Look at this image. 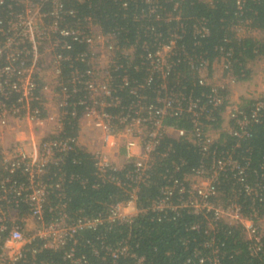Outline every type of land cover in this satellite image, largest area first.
I'll list each match as a JSON object with an SVG mask.
<instances>
[{"label":"built area","instance_id":"obj_1","mask_svg":"<svg viewBox=\"0 0 264 264\" xmlns=\"http://www.w3.org/2000/svg\"><path fill=\"white\" fill-rule=\"evenodd\" d=\"M14 1L0 0V6H6L9 11L6 17L0 16V136L23 124L37 127L44 120L57 122L59 131L42 138L36 146L24 140H16L8 146L0 143V166L11 174L0 179V264H15L24 259L26 246L35 239L43 242L44 250L66 248L64 260L69 264H97L87 255L78 254L77 236L80 233H94L105 226H109L106 227L108 230L117 225L131 226L138 217L149 212L158 215L159 221L166 218L169 212L175 218L183 209L202 216L204 234L211 236L210 241L198 244L209 253L194 248L196 264H219V249L213 237L220 223L228 228H240L252 248L256 252L261 251L264 219H259L255 211L246 216L235 200L223 201L217 189L221 174L233 173L248 196L263 201L264 188L247 184V158H243L242 163L226 153L210 167L203 164L187 176L184 182L188 190L183 181L174 180L173 186L164 188L162 198L149 206L138 204V185L148 183L150 172L157 162V147L164 137L192 142L206 156L216 141L211 135L215 131L204 123V119L214 121L206 106L193 98L187 99L182 94V85L180 90H175L166 83L172 71L182 63L178 59L182 57V51H174L175 42L170 41L154 53L145 51L146 55L140 56L142 66H139L135 51H119L114 37L103 34L91 18L70 24L69 19L75 16V11L67 8L66 3L71 0H16L18 11L13 9ZM241 1H237L238 5ZM75 43L85 45L86 50L75 55L72 52ZM221 61L225 72L229 64L223 58ZM188 63L198 71L201 85H211L213 95L208 98V103L214 108L225 106L221 115V130L237 139L248 137L247 125L251 120L258 121L264 107L263 97L250 99L257 101V108L248 115L243 104L229 100L228 93L238 82L235 77L228 73L219 85H213L203 75L206 63L197 68L190 57ZM144 67L147 78L137 86L131 71L140 72ZM65 70H71L70 74H65ZM47 74L50 80L45 81ZM154 76L161 81L159 92L164 91V96L157 98L156 105L144 104L142 100L146 97L138 93V89L143 92L146 86H153ZM115 78L120 81V89L135 85L130 89L136 97L135 103L123 105L113 88ZM181 82L177 76L176 84ZM220 90L226 92V96L220 95ZM51 101L56 105L57 114H52L47 107ZM185 114L191 116V130L168 125L167 118H181ZM69 118L77 120V135L80 120L92 123L101 131L103 148L91 153L98 174L121 185L122 181L112 175L124 171L126 181L137 186L131 189L127 200L112 205L106 216L71 220L60 213L46 221L48 197L54 189L61 190V186L45 182L44 176L51 164L63 162V156L73 145L79 147L77 136L63 135ZM34 148L35 154L32 153ZM120 151H123L124 163L119 167L112 161V156ZM261 169H264V162ZM18 171L26 177L25 182L20 184L12 181L11 177ZM176 191L181 198L175 203L172 196ZM182 194L189 195L182 200ZM22 203L27 205L30 217L39 225L36 232L30 235L24 233L13 217L20 214ZM129 209H132L131 213ZM199 228V224L191 226L193 231H199ZM128 239L111 243L101 233L94 240H86L85 246L90 248L93 258L108 257L113 264L122 258H131L134 264H150L144 257L132 252ZM189 263L190 260H187Z\"/></svg>","mask_w":264,"mask_h":264},{"label":"trees","instance_id":"obj_2","mask_svg":"<svg viewBox=\"0 0 264 264\" xmlns=\"http://www.w3.org/2000/svg\"><path fill=\"white\" fill-rule=\"evenodd\" d=\"M237 1L71 0L66 3L67 8L75 11V16L69 19L70 24L91 18L103 34L114 37L119 51H135L139 66H142L140 56L146 55L145 51L154 53L159 47L174 41V51H182V57H178L182 63L168 77V87L180 90L182 85V94L187 99L200 101L214 119L210 122L204 119L205 125L211 131L218 132V138L208 156L203 155L196 144L185 139L164 137L161 140L157 147V162L150 172L148 183L138 185V204L141 206H149L153 201L162 198L164 188L173 186L174 180L180 183L183 181L182 184L188 190L184 182L187 176L203 164L210 167L226 153L242 163L243 158H247V184L250 187L259 185L264 188V169H261L264 162V107L258 121L251 120L247 125L248 137L237 139L223 132L221 115L225 106L214 108L208 103V98L213 95L212 87L209 84L201 85L198 71L192 69L188 63L189 57L191 61H197L194 64L197 68L201 63H206L211 75L213 64L223 58L229 64L225 74L230 73L237 81H248L251 78L250 63L264 60V0H243L240 5ZM12 4L13 9L20 10L16 0ZM8 12L6 6H0V16L6 17ZM253 33L260 34V37L255 38ZM73 50L76 55L85 51L86 47L75 43ZM76 66L80 64L76 63ZM70 72L71 70L64 71L67 75ZM177 76L182 80L180 85L176 84ZM131 77L137 82V86L143 84L147 78L145 67L141 68L140 72L131 71ZM154 80V85L146 86L143 92L138 89V93L146 97L142 100L144 104L156 105L157 98L164 96V91L159 92L161 81L156 76ZM119 83V79L115 78L113 88L116 95L122 99L123 105L135 103L136 97L130 92L135 85L120 89ZM219 94L226 96L227 93L220 90ZM256 103L255 100H246L242 107L249 115L257 108ZM167 122L169 126L177 129L192 128L191 116L188 114L181 118H167ZM77 130V120H66L64 137H76ZM63 158L59 165L51 164L44 176L45 182L58 183L61 186V190L54 189L48 197L46 221L59 216L60 213L71 220L79 217L106 216L112 205L127 200L131 189L137 186L126 181L124 171L112 175L122 181L121 185L111 179L102 178L97 172L93 155L78 146L73 145ZM10 175L0 166V179ZM14 175L11 176L12 181L18 184L25 182L26 177L20 171ZM218 181L217 189L223 201L233 199L246 216L255 211L259 219H264V199L260 202L258 197L248 196L233 173L221 174ZM188 195L182 194V200L187 199ZM180 198L176 191L172 201L176 203ZM20 213L28 215L25 203L20 205ZM194 224H199V231L191 230ZM217 226L213 238L219 249V264H264V240L261 251L256 252L240 228H228L221 223ZM8 227L10 229L11 225L8 224ZM106 227L109 226L94 233H80L77 236L78 254L87 255L97 264H113L108 257L93 258L90 248L85 246L86 240H94L101 233L109 242L116 244L129 238L132 252L144 257L150 264H187V260H190L189 264H196L194 248L209 253L198 245L211 240L210 235L204 234L205 222L202 216L192 214L187 209L181 210L175 218L169 212L166 218L159 221L158 215L149 212L138 217L131 226L117 225L111 230ZM42 245L40 239L33 240L26 246L24 259L15 264H69L64 260L66 248L51 251L44 250ZM70 245L71 243L68 247ZM116 264H134V260L122 258Z\"/></svg>","mask_w":264,"mask_h":264},{"label":"crops","instance_id":"obj_3","mask_svg":"<svg viewBox=\"0 0 264 264\" xmlns=\"http://www.w3.org/2000/svg\"><path fill=\"white\" fill-rule=\"evenodd\" d=\"M258 61L259 63L262 62L260 63L261 67L260 68L255 67L252 69L251 71L252 76L248 81L244 82V85L246 84V86L256 89V91L259 92L257 95L261 94V96H263V93H264V60L260 59ZM258 61L254 62V64H256ZM234 88L235 86H233L230 89L229 94L231 96L233 95ZM247 89L242 90L241 94H243ZM257 95H253V97H256ZM250 98L252 97L245 95L243 96L242 99L250 100ZM47 107L51 110L52 114H57V109L53 101H51L47 105ZM25 128L27 129L24 131ZM25 128L19 132L14 131V130H9L3 133L0 136V143L4 146H8L12 142L16 141L17 139V140L29 141V143L36 146L38 145L39 140L42 139L45 135L52 136L53 133H56L57 131H59L57 122L47 121V120H44L41 123H39L37 127L27 124L25 125ZM33 128L35 131H33ZM76 136L78 137L79 147L90 153H94L97 150L99 149L101 150L103 148L101 131H99L96 126H94L92 123L88 121L80 120L79 134ZM28 149L30 151V148ZM32 153L33 154L36 153L35 148L32 150ZM112 159L115 165L119 167L123 165L124 163L123 151H120L117 153L114 152ZM13 217L15 218L16 224L23 228V231L26 235L35 233L39 227L38 223L33 218L30 217L29 213L28 215L25 213H20V214L13 215Z\"/></svg>","mask_w":264,"mask_h":264},{"label":"rangeland","instance_id":"obj_4","mask_svg":"<svg viewBox=\"0 0 264 264\" xmlns=\"http://www.w3.org/2000/svg\"><path fill=\"white\" fill-rule=\"evenodd\" d=\"M252 35V34H251ZM253 36L255 37V38H257V37H260V34H257V33H253ZM256 61H258V60H256ZM256 61H254V62H256ZM192 62H195V61H192ZM254 62H251L250 63V70L252 71V69L253 68H255V67H257V68H260L261 67V64L260 63H262V62H260L259 63V61L256 63V64H254ZM195 63H197V61L195 62ZM203 75L207 78V80L210 82V83H212L213 85H215V84H220L223 80H225L227 77H226V75L227 74H225L224 75V72H223V61H216L214 64H213V66H212V73H211V75H210V73H209V71H208V68L207 69H205L204 70V72H203ZM210 75V76H209ZM252 76V75H251ZM44 80L45 81H48V80H50V75L49 74H47L45 77H44ZM244 82H246V81H238L237 83H236V85H235V88H234V92H233V95L231 96L229 93H228V96H229V100L230 101H232L233 103H241V104H245V101L246 100H243L242 98H243V96H250V97H253V95H257L259 92L258 91H256V89H254V88H250V87H248V86H246V84L244 85ZM248 88V89H247ZM244 89H247L243 94H241L242 93V90H244ZM230 92V91H229ZM238 94H240V95H238ZM242 95V96H241ZM257 96H261V94H259V95H257ZM263 98H264V93H263V96H262ZM250 99H253V98H250ZM55 104V103H54ZM56 106V105H55ZM25 128V125L23 124V125H21V128L20 127H17L14 131H17V132H19V131H22L23 129ZM27 128H25L24 129V131L26 130ZM33 131H35L34 130V128H33ZM212 135V137L213 138H215V139H217L218 138V133H212L211 134ZM46 136H48V135H45L44 137H46ZM50 136V135H49ZM43 137V138H44ZM17 140V139H16ZM41 141V139L39 140V142ZM129 213H131L132 212V209H129V211H128Z\"/></svg>","mask_w":264,"mask_h":264}]
</instances>
